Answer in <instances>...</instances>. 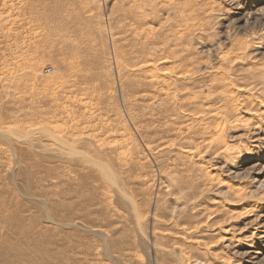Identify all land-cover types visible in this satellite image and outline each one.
Masks as SVG:
<instances>
[{
	"label": "rangeland",
	"instance_id": "rangeland-1",
	"mask_svg": "<svg viewBox=\"0 0 264 264\" xmlns=\"http://www.w3.org/2000/svg\"><path fill=\"white\" fill-rule=\"evenodd\" d=\"M0 264H264V0H0Z\"/></svg>",
	"mask_w": 264,
	"mask_h": 264
},
{
	"label": "bare ground",
	"instance_id": "bare-ground-1",
	"mask_svg": "<svg viewBox=\"0 0 264 264\" xmlns=\"http://www.w3.org/2000/svg\"><path fill=\"white\" fill-rule=\"evenodd\" d=\"M260 203L259 202H255L254 204H252L253 206H257L259 205Z\"/></svg>",
	"mask_w": 264,
	"mask_h": 264
}]
</instances>
